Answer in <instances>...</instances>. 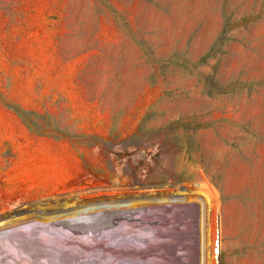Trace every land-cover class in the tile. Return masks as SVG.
<instances>
[{
	"label": "rangeland",
	"instance_id": "374dc122",
	"mask_svg": "<svg viewBox=\"0 0 264 264\" xmlns=\"http://www.w3.org/2000/svg\"><path fill=\"white\" fill-rule=\"evenodd\" d=\"M216 218L264 264V0H0V264H214Z\"/></svg>",
	"mask_w": 264,
	"mask_h": 264
},
{
	"label": "built area",
	"instance_id": "2783aa9c",
	"mask_svg": "<svg viewBox=\"0 0 264 264\" xmlns=\"http://www.w3.org/2000/svg\"><path fill=\"white\" fill-rule=\"evenodd\" d=\"M178 196L176 199H169V202H164V203H159L157 205H163L162 207H164V210H158L159 212H157L156 210L152 209L151 214H155V215H159L161 217L164 216L165 219H170V220H174L176 222V224L180 225L181 224V214L184 215L187 212V209L185 207L188 206H192V205H203V213H202V217L203 219H201L200 221V228H201V223L204 221H206L205 218V213L207 212V208H206V203L199 200V198L197 199H189L191 201H188V199H182L181 195L179 194H173L172 197ZM209 210L210 207H214V203L209 202ZM156 204V203H155ZM165 205V206H164ZM198 205V206H199ZM195 206H193L194 208ZM206 208V209H205ZM186 209V210H185ZM181 214L177 213L180 212ZM177 213V214H176ZM189 214V213H187ZM222 245H223V238H222V228H221V221L219 218H216V222H215V226H214V231H213V237L210 241V250H211V258L214 262V264H219L220 263V256L222 254Z\"/></svg>",
	"mask_w": 264,
	"mask_h": 264
},
{
	"label": "bare ground",
	"instance_id": "6f19581e",
	"mask_svg": "<svg viewBox=\"0 0 264 264\" xmlns=\"http://www.w3.org/2000/svg\"><path fill=\"white\" fill-rule=\"evenodd\" d=\"M171 199V198H170ZM163 200V199H162ZM156 202H158V203H163V202H161V201H156ZM165 202H167V200L165 201ZM158 203H156V204H158ZM151 204H154V203H151ZM150 205V204H149ZM140 206H143V205H140ZM135 207H139V206H135ZM134 206L133 207H123V209H122V211L124 212L125 210H127V209H130V208H135ZM58 216V215H57ZM49 218V217H48ZM58 218V217H57ZM45 219V218H44ZM52 219H55V217H50V220H52ZM200 264H207V262H206V259L205 258H201L200 259V262H199Z\"/></svg>",
	"mask_w": 264,
	"mask_h": 264
}]
</instances>
